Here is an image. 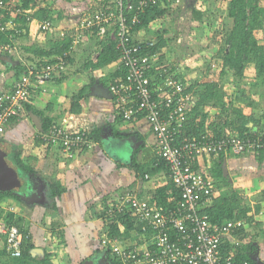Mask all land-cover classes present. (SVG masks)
<instances>
[{"label": "crops", "instance_id": "crops-1", "mask_svg": "<svg viewBox=\"0 0 264 264\" xmlns=\"http://www.w3.org/2000/svg\"><path fill=\"white\" fill-rule=\"evenodd\" d=\"M105 1L100 0L97 5ZM214 1L217 2L177 0L160 21L134 37L165 41L158 54L159 65L174 73L176 70L175 74L190 87L188 109L195 104L194 92L207 94L206 86H213L208 92L213 97L199 108L205 115L200 125L204 134H238L234 129L242 123L248 129L245 135L255 134L264 130V81L256 76L251 64L247 65L242 80L235 78L224 69V50L220 54L219 45L202 46V41L210 37L223 38L230 27L226 11L229 0ZM9 3L13 10L19 8L24 12L15 25L20 26L21 18H29V23L13 40L14 52L0 54V94L10 90L17 80L14 67L35 59L30 48L55 55L53 44L66 34L72 35L88 9V0H10ZM213 13L219 17L221 32L213 30L216 26L211 21ZM40 16H52L48 31L38 28L39 23H44L38 21ZM100 52V40L91 36L71 47L64 71L32 92L25 104V114L10 121L1 136L0 173L5 178L0 180V194L4 195L0 199V249L6 239V216L11 214L28 231L34 245L32 256L37 260L49 254L52 264H110L101 252L106 236L97 213L125 191H132L140 201L155 204L153 192L170 182L163 169L157 168L155 138L147 122L143 118L112 119L116 109L108 88L117 78L120 64L116 61L94 68ZM34 53L37 55V51ZM55 57L43 55L41 59L49 63ZM31 116L41 126L44 119H49L51 125L86 134L93 143L92 150L69 158L59 145L41 140L42 130ZM199 121L200 117L195 123ZM201 163L211 178L219 169L222 172V179L208 181L214 189V201L225 195L228 200L235 196L245 204L243 197H262L257 201L260 212L253 216L252 209L248 213L251 220L245 221L251 230L249 234L260 235L264 231V155L226 153L205 157ZM136 166H147L152 171L142 177ZM53 182L64 188L60 196H54L50 188ZM257 202L245 205L252 208ZM259 235L254 244L261 246L264 241ZM134 237L126 241L128 246H139L147 239L136 233ZM34 250L38 252L33 253ZM260 257L264 261L263 253Z\"/></svg>", "mask_w": 264, "mask_h": 264}, {"label": "built area", "instance_id": "built-area-1", "mask_svg": "<svg viewBox=\"0 0 264 264\" xmlns=\"http://www.w3.org/2000/svg\"><path fill=\"white\" fill-rule=\"evenodd\" d=\"M9 1L0 0V32L8 33L10 41L0 47V52L8 54L14 52L13 40L23 32L15 23L24 13L19 8L13 10ZM159 1L110 0L98 6L100 0H88V9L71 36L72 47L92 34L99 39L108 37L115 43L120 52L118 62L124 70L108 88L116 109L112 119L143 118L147 122L155 138L156 155L165 163L170 181L180 191L178 207L166 211L156 204L140 201L132 191L119 195L103 209L109 219L113 214L132 210L141 225L142 236L150 232V237L145 236L147 239L139 246L121 247L110 242L111 250L124 264H247L235 261L236 249L251 243L243 235L249 233L246 222L231 220L217 226L210 224L201 211L214 202V189L202 175L193 172L191 166L203 157L219 154L260 156L264 153V130L245 136L217 137L206 133L179 140L191 103L186 93L187 84L176 78L170 68L160 66L156 54L142 53V44L151 48L154 41L138 40L131 35L132 27L139 23L138 15ZM129 13H132L131 20ZM26 21L28 24L29 18ZM50 27L49 22L38 25L43 32ZM67 56L68 53H64L62 57H55L40 69L29 68L10 90L0 94V138L12 118L25 114L24 105L32 92L64 71ZM152 72L154 74L150 75ZM40 138L46 144L59 145L69 158L93 147L86 134L70 132L58 124L51 125ZM21 241L16 227L7 229L9 255L20 256Z\"/></svg>", "mask_w": 264, "mask_h": 264}, {"label": "trees", "instance_id": "trees-1", "mask_svg": "<svg viewBox=\"0 0 264 264\" xmlns=\"http://www.w3.org/2000/svg\"><path fill=\"white\" fill-rule=\"evenodd\" d=\"M109 1L110 0H106L105 4H107ZM132 1L135 2L137 0ZM176 1L177 0H160L157 4L147 7L142 14L138 15L139 23L137 25L135 24L132 27L131 35L135 36L140 31L147 30L150 25L160 21V19H162L168 13L169 7ZM260 1L261 0H229L227 3L226 11L227 19L230 21V27L228 33L222 38V43L225 46L223 49L224 52L222 59L224 69L229 70L233 74V76L239 80L243 79L247 65L251 64L255 69L256 76L264 81V46L262 44L260 45L259 43V35H261L264 30V6L260 4ZM131 15L132 13H129L127 15L129 20H131ZM38 21L51 23L53 19L52 16H40L38 17ZM19 24V29L23 30L24 28L22 27H25L27 24L26 18H21ZM71 36L72 35L66 34L61 37V40H58L53 44V53H55V55H45V53L41 52L40 50L30 48V51L33 52V56L35 57V59H31V63H18L13 69L15 73L14 75L18 78L23 72H27L29 68L35 67L40 69L44 67L47 63L42 62L41 57H43V55L45 57H62L64 53H68L69 55V50H71L72 47ZM92 38L100 40L101 45V52L96 64L93 65L94 68H101L109 63L119 61L120 52L115 48L114 42L110 41L108 37L99 39L95 36V34H92ZM145 41L147 42L150 40ZM154 42L155 43L151 48H147L145 43H143L142 53L150 55L156 54L158 56V54H160L161 52V48L165 46V41H163V39L161 38H158L157 42ZM9 43V34L0 32V47ZM36 51L37 55L36 53H34ZM67 61L68 56L66 57V62ZM123 70L124 68L120 64V72L117 73V78H119L120 75L123 74ZM153 74V72L150 73V75ZM156 76L158 77V75ZM176 78L180 79L181 82H185L180 75H176ZM189 88L190 87L186 88V93L188 95L190 93ZM205 89L207 91V94L194 92L193 96L196 95L197 98L193 108L187 110V121L184 123L183 128L178 135L179 140L198 137L199 135L204 134V130L203 128H200V125L201 123H203V118H205V115L199 112V108L208 100H210L211 97H213V93L212 95H208V92L210 93V91L213 89V86L208 84ZM26 105L24 106L27 109ZM198 117L201 118V121L196 124L195 120ZM17 118L19 117L12 118L10 121ZM50 125L51 121L49 119H44V122L41 126L42 131L40 134L45 133ZM247 130L248 129L246 128V124L244 123L234 129V131L237 132L239 136H245ZM214 134L218 137L220 135V132H214ZM263 155L264 153H262L260 156L263 157ZM157 159L158 161L156 162V164L158 170L163 169V172L168 175V168L165 163L160 158ZM202 159L196 161V163L191 166L193 172L202 175V177L207 181L212 180V178L222 179V172L220 169L216 172V174L214 173L212 175V178L207 176L205 171L203 170V166H201V164L204 165V163H201ZM136 171L140 176L143 177L144 173H148L152 171V169H148L147 166H136ZM50 188L53 190L54 196H60V194L64 192V188H61L56 182L51 183ZM153 193V196H155L156 206L162 207L163 209H165V211L166 209L177 208L180 204V191L171 181L167 185L157 188ZM8 196L9 195H5V197ZM2 197H4V195L1 196L0 194V199ZM252 209L253 216L258 214L260 212V202H257L256 205L250 208L243 204L240 199L235 198V196L232 197L231 201L228 200L225 195H222L221 198L216 199L212 204L204 208L201 213L208 217V221L210 222V224L217 226L231 220L250 221V218L252 216L249 217L248 213ZM97 216L103 222L104 227L102 232L106 236V239L102 240V247H100L102 249L101 252H103L105 255L104 260L106 262L110 261V264H124L122 260L112 252L109 243H116L121 247L128 246L126 241L128 239H131V237L134 239V233L142 235L141 225L139 221L136 220L135 216L132 213V210H125L124 213L113 214L110 219L104 210L98 212ZM5 226V237L7 236V229L13 226L16 227L21 234V253L19 257H12L11 255H9L6 249L7 243L5 239V244L3 248L0 249V264H52L51 256L49 254H44L43 258L40 260H37L36 257L32 256V249H34V245L31 243L30 235L28 234V231L24 229L20 219H14L11 214H7ZM50 230L52 232L51 235H54V229L51 228ZM241 233L243 234L244 232L241 231ZM243 235H245L246 237H250L249 233H244ZM254 235H256V233ZM144 236L149 238L150 232L144 233ZM254 243L255 242L252 239L251 243L238 247L236 249L237 255L235 256V261L247 262V264H255L252 257L257 250V245ZM224 254H227L226 250H224Z\"/></svg>", "mask_w": 264, "mask_h": 264}, {"label": "rangeland", "instance_id": "rangeland-1", "mask_svg": "<svg viewBox=\"0 0 264 264\" xmlns=\"http://www.w3.org/2000/svg\"><path fill=\"white\" fill-rule=\"evenodd\" d=\"M214 3H216L217 1H214V0H212ZM261 3V5L262 6H264V0H261L260 1ZM216 6V5H215ZM183 15H184V12H183ZM183 15H182V19L181 20H183ZM210 15H212V14H209V16ZM177 16V15H176ZM219 17L216 15V14H214L213 13V16L211 17V21H214V22H216L215 24H216V26H214V31H216V32H221V25H220V23H219ZM218 20V21H217ZM230 22V21H229ZM183 24H185V23H183ZM222 24V23H221ZM220 37V35L219 36H217L216 38H214V37H210V39H207L206 41H202V46H206V47H209V46H212V45H215V44H217V45H219V53L220 54H222V50L224 49V45H223V43H220V39H222V38H219ZM259 43H261V44H264V30H263V32H262V34L261 35H259ZM208 44H207V43ZM203 48V47H202ZM204 49V48H203ZM173 61V60H172ZM175 73H177V71L175 70ZM174 73V74H175ZM229 78H230V76H228ZM16 187H17V185H16ZM242 197H243V195L241 196V199H242ZM262 197H258V196H253V197H243V199L242 200H244L245 201V204H247L248 206H252V204H253V202H257V201H259L260 199H261ZM251 230H249V232H250ZM256 231H258V229H257V227H256ZM250 235V237H248L247 238V240L248 241H252V239H253V241L254 242H256V238H258V235H259V233H258V235H254V234H249ZM260 236V239L261 240H263L264 241V231L259 235ZM258 245H259V243H258ZM257 245V246H258ZM262 246V249H263V251H262V249H261V253H263L264 254V244L263 245H261Z\"/></svg>", "mask_w": 264, "mask_h": 264}, {"label": "water", "instance_id": "water-1", "mask_svg": "<svg viewBox=\"0 0 264 264\" xmlns=\"http://www.w3.org/2000/svg\"><path fill=\"white\" fill-rule=\"evenodd\" d=\"M31 117H32V120L34 121V123L36 122L35 123L36 124V127L38 129H40L41 128L40 127L41 126L40 121H38L37 118L34 117V116H31ZM4 178H5L4 174H1L0 173V180L1 179H4ZM37 252H38V250H34L33 253H37ZM252 259L254 260L255 264H264V261L259 257V253L258 252L252 257Z\"/></svg>", "mask_w": 264, "mask_h": 264}, {"label": "flooded vegetation", "instance_id": "flooded-vegetation-1", "mask_svg": "<svg viewBox=\"0 0 264 264\" xmlns=\"http://www.w3.org/2000/svg\"><path fill=\"white\" fill-rule=\"evenodd\" d=\"M257 245H258V244H257ZM261 249H262V246L258 245V246H257V250H256V252L254 253V255L258 252V253H259V257H260ZM254 255H253V256H254ZM260 258H261V257H260Z\"/></svg>", "mask_w": 264, "mask_h": 264}, {"label": "clouds", "instance_id": "clouds-1", "mask_svg": "<svg viewBox=\"0 0 264 264\" xmlns=\"http://www.w3.org/2000/svg\"><path fill=\"white\" fill-rule=\"evenodd\" d=\"M125 1H126V0H124V2H125ZM23 30H24V29H23ZM23 30H21V31H23ZM22 33H23V32H22ZM22 33H20V34H22ZM18 36H20V35H18ZM16 37H17V36H16ZM16 37H15V38H16ZM0 54H1V52H0Z\"/></svg>", "mask_w": 264, "mask_h": 264}]
</instances>
